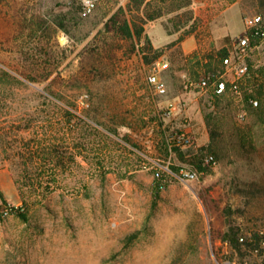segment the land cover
I'll return each instance as SVG.
<instances>
[{
  "label": "rangeland",
  "instance_id": "374dc122",
  "mask_svg": "<svg viewBox=\"0 0 264 264\" xmlns=\"http://www.w3.org/2000/svg\"><path fill=\"white\" fill-rule=\"evenodd\" d=\"M81 3L0 0V264L264 263V253L221 239L229 223L246 238L264 231V193L248 187L264 183V42L249 52L238 92L186 86L226 72L221 50L246 15L264 14V0H149L147 12L160 15L144 23L146 51L162 49L150 63L106 27L125 0H97L88 15ZM153 70L164 95L147 81ZM179 132L194 142L185 151L217 162L156 190L163 169L191 166L161 144ZM39 143L56 145L55 165ZM9 205L26 217L4 214Z\"/></svg>",
  "mask_w": 264,
  "mask_h": 264
},
{
  "label": "trees",
  "instance_id": "16d2710c",
  "mask_svg": "<svg viewBox=\"0 0 264 264\" xmlns=\"http://www.w3.org/2000/svg\"><path fill=\"white\" fill-rule=\"evenodd\" d=\"M149 3V0H125V4H121L118 9L111 15V17L108 19L106 22V27L108 30L114 29L115 31L121 33L123 36L128 37L132 40L133 45L135 46L136 44H139V52L142 55V59L144 60L145 63H150L151 61L157 59L161 54H162V49L160 48H155L156 54L153 58H149L146 49L147 48H153L152 44L150 42V38L148 37L147 34H145V28H144V23L148 19H152L160 15V13H148L146 10V7ZM82 6V3H81ZM120 13L126 14L128 13L129 16H125L123 19L119 18ZM137 13V14H136ZM41 23V22H40ZM113 23V24H111ZM40 26L35 28V32H38L42 28V24ZM56 25L60 28H65V24L62 20H57ZM229 39V38H227ZM39 48L42 50L44 49V46L42 44H37ZM41 51V50H40ZM230 49L229 48H223L221 50V54L223 55V58L229 54ZM216 74V73H215ZM30 79H35L32 76H27ZM47 78V77H46ZM44 78V79H46ZM231 90H227L224 93H215L212 92L213 95L215 96H222L227 94ZM249 98V96H247ZM250 99V98H249ZM166 110L164 111L165 114ZM69 115L71 119H74V117L77 120H83L81 116H78L74 114L71 110L65 109L64 108V114L63 115ZM111 132H117L116 128H108ZM176 133L174 134H167L164 133L162 136L161 144L163 145V149L166 155H172V153H176V155L179 157H191L190 160V167H193L196 169L199 173H201L204 169L205 166L207 165L204 162V156L207 154V152H201L200 154L198 152H187L185 151L187 146H183L181 143H176L173 141V138ZM39 148L40 153H42V156L40 159L43 158L45 162H51L54 165L59 161L60 154L59 150L56 148L55 144L52 145H44L39 143L37 146ZM214 156L217 159V156L215 153H213ZM75 152H71L70 154V159L74 160L76 157ZM183 166H176L172 164L169 166V169L171 170L168 171L167 169H163L155 179V188L156 190H159L160 184L162 183L163 180L169 182L171 179L176 178L172 172H179L180 168ZM248 187L254 193L257 194H263L264 193V183L258 182V181H249L248 182ZM47 191H51V186L48 184L46 187ZM22 209H17V212L20 213L24 218L26 217V212H25V207L23 206ZM241 237H244L243 240H241ZM222 241L226 242L229 246H231L233 249L236 251H242L244 246L252 247L255 251H259L261 254L264 253V231L260 230L258 232H255L251 238H246L242 234V227L236 223H229L228 228L226 231L223 232L221 236Z\"/></svg>",
  "mask_w": 264,
  "mask_h": 264
},
{
  "label": "built area",
  "instance_id": "2783aa9c",
  "mask_svg": "<svg viewBox=\"0 0 264 264\" xmlns=\"http://www.w3.org/2000/svg\"><path fill=\"white\" fill-rule=\"evenodd\" d=\"M97 0H82V13L84 15L91 14L96 8ZM244 30L233 38L229 54L223 58V63L227 70L224 73L218 74H206L199 79L187 80V87L200 88L202 90H209L215 93H224L227 90L238 92L240 89V80L249 74V64L247 62V56L249 52L264 42V14L254 13L246 15L243 19ZM231 71L232 77L227 78L225 74ZM147 81L155 90L156 93L164 95L168 91L166 82L159 76L156 70L147 74ZM254 105L258 104V100L255 98L250 99ZM175 106L174 102H169L166 114H170ZM245 113H241L244 117ZM173 141L181 143L183 146H191L194 144L192 137L186 132L176 133ZM204 162L209 165H215L217 162L216 157L212 153H207L204 156ZM171 172L170 169H167ZM172 174L176 178L195 179L199 176V172L193 167H181L179 172ZM166 186V181L163 180L160 184V188ZM17 209H24L22 205H9L4 210V214L16 212ZM244 237H241L243 240ZM244 264H249L245 262Z\"/></svg>",
  "mask_w": 264,
  "mask_h": 264
},
{
  "label": "crops",
  "instance_id": "0c3cea01",
  "mask_svg": "<svg viewBox=\"0 0 264 264\" xmlns=\"http://www.w3.org/2000/svg\"><path fill=\"white\" fill-rule=\"evenodd\" d=\"M260 264H264V263H260Z\"/></svg>",
  "mask_w": 264,
  "mask_h": 264
}]
</instances>
